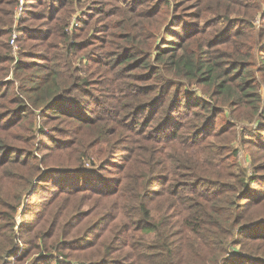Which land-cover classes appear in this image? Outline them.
<instances>
[{"label":"trees","instance_id":"1","mask_svg":"<svg viewBox=\"0 0 264 264\" xmlns=\"http://www.w3.org/2000/svg\"><path fill=\"white\" fill-rule=\"evenodd\" d=\"M19 2L0 264H264V0Z\"/></svg>","mask_w":264,"mask_h":264},{"label":"rangeland","instance_id":"2","mask_svg":"<svg viewBox=\"0 0 264 264\" xmlns=\"http://www.w3.org/2000/svg\"><path fill=\"white\" fill-rule=\"evenodd\" d=\"M21 1H23V4L21 5ZM20 4L15 8V10H14V13H15V15H14V22H13V28L15 29V31L14 32H16L17 31V28H18V26H19V19L22 17V12L23 11H21L20 10V6H24L25 5V0H20V2H19ZM70 28V27H69ZM69 30V29H68ZM72 31V30H71ZM70 30H69V32H71ZM13 38V37H12ZM16 39H17V34H16ZM16 39H15V43H12V39L10 40V43H11V45L13 46V53H14V55H16V56H18V53L17 52H19V45L17 44V42H16ZM15 49H16V51L17 52H15ZM236 146H238L237 144H236ZM239 147V146H238ZM247 153H244V150L241 152V155H242V157H240V159H241V161H245V159H246V156L248 155H246ZM244 164H245V162H244ZM17 220H18V223L19 224H21L22 223V219H21V216H18L17 217Z\"/></svg>","mask_w":264,"mask_h":264},{"label":"built area","instance_id":"3","mask_svg":"<svg viewBox=\"0 0 264 264\" xmlns=\"http://www.w3.org/2000/svg\"><path fill=\"white\" fill-rule=\"evenodd\" d=\"M22 4H23V1H21V5H22ZM20 10L22 11V6H20ZM76 24H77V23H76V21L74 20V21L72 22V24H71L69 30L71 31V30L73 29V27H74ZM15 39H16V35H13L12 43H15ZM15 52H17L16 49H15Z\"/></svg>","mask_w":264,"mask_h":264}]
</instances>
